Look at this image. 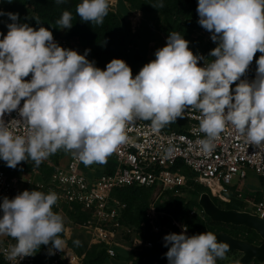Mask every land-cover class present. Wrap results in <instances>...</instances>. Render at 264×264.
<instances>
[{"label":"clouds","instance_id":"clouds-1","mask_svg":"<svg viewBox=\"0 0 264 264\" xmlns=\"http://www.w3.org/2000/svg\"><path fill=\"white\" fill-rule=\"evenodd\" d=\"M64 2L56 0L58 5ZM76 11L83 22L102 25L109 0H83ZM197 13L198 24L218 45L209 53L215 59L207 62L203 55H194L190 42L173 31L155 59L133 78L124 60L112 59L102 70L87 59L90 49L83 55L65 49L48 28L36 30L19 22L18 13L0 10V16L12 21L0 40V159L12 169L28 158L38 166L64 149L85 166L103 164L127 141L129 123L150 120L152 130L159 132L190 108L201 113L200 131L206 138L198 143L204 153L214 150L227 125L248 145L264 144V55L256 60L255 79H241L255 54L264 53V0H198ZM72 18L65 11L57 24L70 30ZM33 19L41 24L38 17ZM199 61L203 67L197 66ZM18 108L27 136L14 135L4 120ZM173 151L170 146L165 154ZM58 198L55 192L37 190L3 198L0 235L16 240L8 259L33 256L41 245H50L49 256L66 248L60 237L66 233L63 217L53 211ZM186 233L184 226L180 233L163 237L168 264H216L229 251L212 232Z\"/></svg>","mask_w":264,"mask_h":264},{"label":"built area","instance_id":"built-area-1","mask_svg":"<svg viewBox=\"0 0 264 264\" xmlns=\"http://www.w3.org/2000/svg\"><path fill=\"white\" fill-rule=\"evenodd\" d=\"M2 0H0V8ZM117 0H109V9L116 10ZM136 15L128 16V22L132 31H135L140 23L141 10L136 9ZM38 30V29H36ZM198 33L209 37L210 32L200 28ZM0 40L2 38L0 37ZM54 41L65 49H73L75 41L63 33L54 37ZM194 55H203L207 62L210 59L203 51L195 47ZM198 67L204 66V61L198 62ZM31 80V74L25 78ZM21 100L19 107L23 106ZM227 111V109H226ZM184 130L175 128H162L154 132L150 120L136 119L126 126L127 141L119 145L112 153L115 163L108 172L101 173L94 180H89L81 171L79 159L73 154L65 164H53L52 172L46 180H23L17 174H9L0 167V203L4 197H9L12 192L19 190L27 182L45 187L49 192L58 194L57 203L53 206L59 208L61 203L72 208L74 203L88 211L89 216L78 226L86 230L93 243L102 244L109 257L116 254L115 245L118 236L125 237L129 241V248L142 250L151 248L154 241L163 238L164 229L169 225L174 226L173 232L180 233L183 227H187V235L191 236L190 229L185 220L176 217L169 211L157 209L155 200L165 190L172 194L185 195L183 187L193 188L194 183L203 185L217 199L229 201V194L235 184L232 178L238 175L240 178L246 176L247 168L252 169L260 178L261 184L259 195L249 200L248 208L242 210L253 214L264 215V144L260 146L248 145L245 138L241 136L231 125H227L219 137L214 141L215 148L211 153H204L198 143L206 138V134L200 131L201 113L196 109H188L184 113ZM4 120L10 123L9 130L14 135L27 136L28 126L19 116V108L11 114H5ZM173 147L171 155L165 154V149ZM188 170L190 175L185 171ZM145 185L154 186L152 201L145 209V219L139 225H124L119 216L120 210L125 203L111 195L114 187L123 185ZM199 214L204 216L202 208L194 206L188 210V215ZM164 219V220H163ZM16 240L10 238L0 244V264H82V255L67 248L62 252H56L49 256L46 248V258L33 256L20 260L7 258L8 249L15 245Z\"/></svg>","mask_w":264,"mask_h":264},{"label":"trees","instance_id":"trees-1","mask_svg":"<svg viewBox=\"0 0 264 264\" xmlns=\"http://www.w3.org/2000/svg\"><path fill=\"white\" fill-rule=\"evenodd\" d=\"M83 0H65L62 4H57L56 0H2V7L0 10L4 12L18 13L21 23H27L30 27L38 29L40 26L48 28L56 37L64 30V35L75 41L74 47L76 51L83 55L85 49H90L87 56L89 61H95L96 67L104 70L107 63L112 59H122L131 68L133 78L139 73L142 67L147 64L145 57L141 55L130 42L134 40V34L130 31L128 19L124 17L128 10L139 9L142 13L141 23L145 26L147 20H150L153 15L157 18L156 27L161 31L164 36H167L175 31L179 32L183 38L191 39L194 41L190 44L189 49L192 51L195 47L200 48L208 59L214 60L215 57H210L209 53L218 45L209 37H204L202 34L194 36L198 26L199 16L197 13L198 0H117L116 10L108 11L107 16L104 18L102 25H97L94 22H83L77 14V6ZM163 7H160V4ZM68 11L72 14V28L61 29L57 21L61 18L63 12ZM38 17L41 24L38 25L35 21ZM12 21L7 16H0V33L8 31L7 24ZM3 35H0L2 37ZM194 36V38H193ZM264 53L259 51L255 54L253 61L250 63L249 68L246 70L241 79L252 81L256 76L257 64L256 60L259 59ZM240 81H236L231 88L234 89ZM182 118H177L175 123L166 125L167 128H175L177 130H184ZM41 162L38 166L30 158L27 161H22L16 169L9 168L2 159H0V167L5 169L9 174H16L20 171H33L37 170L39 180L46 182L48 180L52 166L44 167ZM186 190L185 195L172 194L165 190L163 197L155 200L154 204L157 209L169 211L176 217L185 220L188 224L192 235L205 233L206 231H224L230 235L238 238L245 239L252 243H259L261 237L258 232L244 224H234L231 222H223L212 220L205 212L202 217L199 214L188 215V210L197 205L202 208L198 203V196L202 191H209L203 185L194 183L193 188L183 187ZM154 186H145L138 184L123 185L114 187L111 195L118 198L125 203V206L120 210L119 219L124 225H139L140 221L145 219V209L152 201V190ZM24 190H37L47 194L49 191L45 187L35 185L33 182H27L19 190L12 192L8 197L14 198L18 193ZM234 189L229 194L230 200L223 201L225 208L239 209L242 203L241 199H236L233 195ZM259 195V194H258ZM256 195V196H258ZM212 200L219 206L220 203L216 202L215 198L211 196ZM222 201V200H219ZM56 209L53 207V210ZM74 222H81L89 216L88 211L84 210L80 204L74 203L70 211ZM3 213L0 211V217ZM164 220V219H163ZM174 226L169 225L164 229V235L173 233ZM63 233L60 234V237ZM43 245L40 246V249ZM39 249V248H38ZM235 250V249H229ZM81 255V250H76ZM168 248L164 246L163 238L154 241L151 248L142 250L130 249L124 256L118 249L116 254L109 257L106 253L105 247L102 244H91L82 254V264H168L165 253ZM238 251V250H237ZM253 264H264L263 261L252 259ZM121 262V263H120ZM218 264H245L240 262L239 257L230 262L219 261Z\"/></svg>","mask_w":264,"mask_h":264},{"label":"rangeland","instance_id":"rangeland-1","mask_svg":"<svg viewBox=\"0 0 264 264\" xmlns=\"http://www.w3.org/2000/svg\"><path fill=\"white\" fill-rule=\"evenodd\" d=\"M137 10L136 9H132V10H128L124 17L128 19L129 15H133V13L136 15ZM140 17V23L137 26L135 31H132L130 28V31L134 34V40L132 42H130V45L132 44L133 48H135L141 55H143L145 57V62H150L153 61L155 59V52L157 49H160L164 46H166V41H167V36H164L161 31L156 27V22H157V18L155 17V15H153V17H151L150 20H147V24L145 26H143V24L141 23L142 21V15L138 16ZM130 27V25H129ZM202 28L201 26H198L196 33H194L193 35L196 36L198 34L199 29ZM8 31H5L3 33V38L4 36H6ZM61 33H64V30H61ZM204 35V34H203ZM193 36V38H194ZM185 40L189 41V46L190 44H193L194 41H191V39H187L184 37ZM114 157V155L112 156V154H110L107 159H112ZM51 159H52V155H50L47 159H45L43 161L44 163V167H48V166H52L53 164L51 163ZM187 173L189 172L188 170H185ZM254 171H248V175L246 176V179L249 180L250 178H253V173ZM17 175H19V177L23 180H38L39 177L36 176L37 175V170H33V171H20L16 173ZM188 175H190V173H188ZM232 182L235 183L236 185H240V189H237L234 191L233 195L235 196L236 199H241L242 203L239 205L240 210H242L243 208H248L249 206V200L255 199L256 198V194L255 192H249L246 189H244V183H245V178H240L238 175H235L232 178ZM209 192V191H208ZM165 193H163L161 195V197L164 196ZM210 196H213L216 200V202L220 203V205H222V207L225 205L223 204V201H219V199H217L211 192H209ZM154 195V189L152 190L151 196L153 197ZM230 200V199H229ZM228 202V201H225ZM195 208H199L197 205L194 206ZM221 207V206H220ZM225 208V207H223ZM71 208H69L67 206V204L65 203H61L59 208L54 209L53 211L58 213L59 215H61L63 217V220L68 219L69 217L71 218V214L68 212L70 211ZM239 210V209H238ZM69 216V217H68ZM69 218V219H70ZM68 221V220H67ZM74 222V221H72ZM75 223V222H74ZM77 224V223H75ZM12 237L6 236V235H0V244H2L3 242H6L7 240H9ZM40 249V248H39ZM46 254V253H43ZM242 253L240 251L237 250H230L225 254V258L223 259H216V264H218L219 261H224V262H230V260H234L237 257H240ZM245 264H253V260H249L247 262H245Z\"/></svg>","mask_w":264,"mask_h":264},{"label":"water","instance_id":"water-1","mask_svg":"<svg viewBox=\"0 0 264 264\" xmlns=\"http://www.w3.org/2000/svg\"><path fill=\"white\" fill-rule=\"evenodd\" d=\"M198 203L212 220L244 224L255 229L261 237L259 243H252L245 239L234 237L224 231L206 232L215 234L218 242L228 244L229 249L240 251L242 253L239 257L240 262H247L251 259L264 260V215L259 216L245 210L220 207L212 200L209 192L206 190L200 192Z\"/></svg>","mask_w":264,"mask_h":264},{"label":"crops","instance_id":"crops-1","mask_svg":"<svg viewBox=\"0 0 264 264\" xmlns=\"http://www.w3.org/2000/svg\"><path fill=\"white\" fill-rule=\"evenodd\" d=\"M24 101V100H23ZM72 155L71 152H66L64 149L58 150L56 153L52 154V159L51 163H61L65 164L69 157ZM113 156V154H112ZM115 163V157L112 159H107L106 162L103 164L99 163H93L90 166H85L82 162L80 163L81 171L82 173L89 179V180H94L96 177H98L101 173L108 172L112 169L113 165ZM252 169L247 168L246 171V176L248 175V171H251ZM253 178L247 180L246 176L245 178V183H244V189H246L249 192H255L256 195L259 194V189H260V178L259 176L253 172ZM236 187L237 189H240V185L234 184L232 188ZM49 193V192H48ZM69 217V216H68ZM70 218V217H69ZM64 220L65 228H66V233H63V236H61L62 239H65L67 241V246L66 248L77 253V249L81 250V255L83 252L91 245L94 244L90 238V235L86 230L82 229L78 224H75L77 222H72V218ZM68 220V221H67ZM79 241V245L74 244V241ZM115 248L118 249V251L121 252L124 256L128 253L130 250L129 248V241L125 237L118 236V241L115 245ZM46 248L38 249V256L40 257H45L46 258ZM121 263V262H120Z\"/></svg>","mask_w":264,"mask_h":264}]
</instances>
